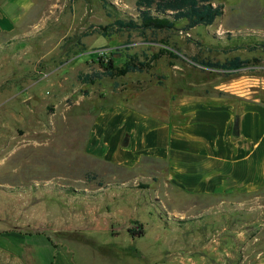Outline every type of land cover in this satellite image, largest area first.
Returning a JSON list of instances; mask_svg holds the SVG:
<instances>
[{"label": "rangeland", "instance_id": "obj_1", "mask_svg": "<svg viewBox=\"0 0 264 264\" xmlns=\"http://www.w3.org/2000/svg\"><path fill=\"white\" fill-rule=\"evenodd\" d=\"M215 2L223 13L210 24L142 30L116 22L138 20L137 0H35L0 38V230L26 232L22 264H246L264 251V187L186 194L90 147L111 104L164 113L179 94L264 100V0ZM161 50L142 71L80 78L109 57L122 65ZM236 55L249 62L194 59Z\"/></svg>", "mask_w": 264, "mask_h": 264}, {"label": "crops", "instance_id": "obj_2", "mask_svg": "<svg viewBox=\"0 0 264 264\" xmlns=\"http://www.w3.org/2000/svg\"><path fill=\"white\" fill-rule=\"evenodd\" d=\"M34 3L0 0V38L22 25ZM90 144L104 162L146 174L157 185L197 196L249 195L264 187V100L179 94L164 113L111 104L96 113ZM25 239L26 232L1 229L0 264L25 263ZM246 264H264V251Z\"/></svg>", "mask_w": 264, "mask_h": 264}, {"label": "trees", "instance_id": "obj_3", "mask_svg": "<svg viewBox=\"0 0 264 264\" xmlns=\"http://www.w3.org/2000/svg\"><path fill=\"white\" fill-rule=\"evenodd\" d=\"M139 9L138 20L134 18L116 20L119 28H141L146 30L151 28L161 29L170 28L175 21L186 18V27L190 28L197 24H210L223 13V4L216 3L215 0H137ZM106 33V31H103ZM263 48L264 45L262 44ZM163 50L155 53L152 58L140 59L136 56H130L122 65H117L113 57H109L104 63V69H95L80 73V78L85 81L94 82L97 78L104 75L117 76L124 75L130 71H142L151 67L152 61L163 54ZM180 55V51L173 53ZM200 63L209 67H218L225 69H236L247 62L249 59L241 58L236 55L225 61L213 60L210 58H198ZM133 233L142 234V229L131 228Z\"/></svg>", "mask_w": 264, "mask_h": 264}]
</instances>
